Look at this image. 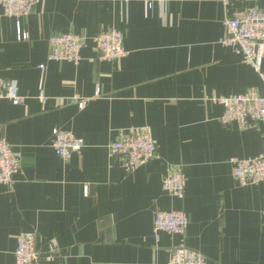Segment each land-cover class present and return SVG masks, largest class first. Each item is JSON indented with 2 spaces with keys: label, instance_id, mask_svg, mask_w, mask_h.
<instances>
[{
  "label": "crops",
  "instance_id": "0c3cea01",
  "mask_svg": "<svg viewBox=\"0 0 264 264\" xmlns=\"http://www.w3.org/2000/svg\"><path fill=\"white\" fill-rule=\"evenodd\" d=\"M148 1L145 14L143 0H40L20 19L25 39L0 8V77L26 97L24 105L0 99V137L21 155L12 183H0V264H14L21 232L36 237L30 264H166L177 237L156 239L152 221L171 210L186 214V245L207 264H264V181L239 185L229 163L261 153L264 121L221 123L222 106L208 100L264 95L259 75L219 44L224 18L264 8V0H162L161 14L158 0ZM109 28L123 33L119 60L101 59L92 42ZM64 33L85 40L78 65L47 59L49 36ZM75 95L86 99L82 108ZM142 126L156 153L126 172L107 145L120 129ZM53 129L71 131L84 147L63 161ZM178 164L183 199L162 187Z\"/></svg>",
  "mask_w": 264,
  "mask_h": 264
},
{
  "label": "built area",
  "instance_id": "2783aa9c",
  "mask_svg": "<svg viewBox=\"0 0 264 264\" xmlns=\"http://www.w3.org/2000/svg\"><path fill=\"white\" fill-rule=\"evenodd\" d=\"M40 0H0L3 15L15 20L18 35L27 38L20 32V19L27 16ZM226 7L230 0H220ZM144 13L147 14L151 1L143 0ZM160 14L162 13V0ZM222 26L225 31L219 44L240 55L243 62L251 67L264 84V8H251L234 18H224ZM84 38L71 33L54 34L47 40V59L56 62H69L78 65L81 61L80 51L84 46ZM92 42L101 53V59L107 61L119 60L127 55L123 46V33L116 28H109L96 35ZM40 70L43 65H39ZM37 99L42 103L46 99L42 87L38 89ZM0 99H5L13 105H24L26 97L20 95L16 83L0 77ZM208 100L222 106L219 117L221 123L235 122L239 129H245L250 123L264 121V95L249 91L232 95H212ZM79 108L86 99L75 95L71 98ZM52 148L56 155L67 161L72 154L78 153L84 147V141L71 131L53 129ZM157 140L148 126L128 127L120 129L117 138L107 145L110 158H118L120 166L126 172L139 168L152 159L156 153ZM21 155L12 149L10 144L0 137V183L10 185L14 175L19 171ZM231 175L241 186L257 184L264 181V149L254 157L229 159ZM163 189L177 199L185 195V174L181 164L175 165L163 179ZM264 218V211H262ZM264 224V222H262ZM188 219L182 210L156 211L152 221V232L157 239L160 232L177 237L176 244L171 248L166 264H207V258L200 252L186 245V230ZM16 245L13 252L14 264H30L38 256L34 232H21L15 237ZM49 252L57 249L53 242L48 243Z\"/></svg>",
  "mask_w": 264,
  "mask_h": 264
}]
</instances>
